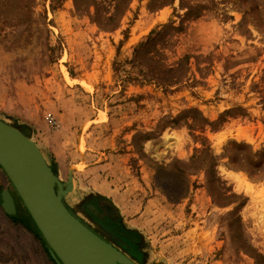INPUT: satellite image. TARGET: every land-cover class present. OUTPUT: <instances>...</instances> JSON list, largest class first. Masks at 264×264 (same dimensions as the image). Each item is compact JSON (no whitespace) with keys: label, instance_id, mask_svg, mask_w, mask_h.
<instances>
[{"label":"rangeland","instance_id":"374dc122","mask_svg":"<svg viewBox=\"0 0 264 264\" xmlns=\"http://www.w3.org/2000/svg\"><path fill=\"white\" fill-rule=\"evenodd\" d=\"M89 1L77 13L74 0H0V119L56 163L71 213L126 256L264 264V0H130L115 29L103 23L116 3ZM179 63L181 79L161 86ZM102 198L116 224L99 217ZM26 212L0 167V264H55L12 219ZM119 225L137 245L108 229Z\"/></svg>","mask_w":264,"mask_h":264},{"label":"water","instance_id":"95a60500","mask_svg":"<svg viewBox=\"0 0 264 264\" xmlns=\"http://www.w3.org/2000/svg\"><path fill=\"white\" fill-rule=\"evenodd\" d=\"M0 167L35 224L55 264H134L76 218L64 197L73 190L61 182L30 137L0 119ZM2 209L17 214L15 197L2 193Z\"/></svg>","mask_w":264,"mask_h":264},{"label":"trees","instance_id":"16d2710c","mask_svg":"<svg viewBox=\"0 0 264 264\" xmlns=\"http://www.w3.org/2000/svg\"><path fill=\"white\" fill-rule=\"evenodd\" d=\"M3 2L6 1H12L13 3H15L16 5H19L21 7V9H30L32 7V5L35 4V0H2ZM75 1V7H76V11L81 12L80 10V2H84V0H74ZM104 1V0H101ZM116 5L114 8V12L110 14V16L104 21V25L103 27L105 28H109V29H115L119 26V21L117 22V16L119 15L120 12V4L121 3H125L127 1L130 0H113ZM182 3L184 0H180ZM175 2V0H151V2L149 3V9L151 10H155V9H161L163 6H165L166 4H171L173 5ZM100 3L103 2H98L97 0H90L88 3V7L84 8V10H86L87 8L89 9L90 7H95L96 12L98 11V7L100 6ZM183 6V4L181 5ZM197 9V7H187V16H190V14L192 12H194ZM19 16H21L22 11H19ZM102 26V25H101ZM170 27H163V30L169 29ZM173 28V27H172ZM162 32L160 31H154L152 32V37L155 38H149L148 41L145 44H142L140 47L141 49H144L148 43H150L151 41H153L154 39H156V37L161 36ZM188 58L186 57L185 60H187ZM153 61V59H152ZM180 63L178 64V67L176 68H163V73L167 76L166 81H164V84H160L161 86H171L174 85L176 82H178L181 79V75L179 74V67H180ZM193 113H199L197 111H193ZM232 112H226L225 115L223 117H221L220 121L218 123H215L214 127H219V125H221L222 123H224L226 121V118L231 116ZM191 127V126H190ZM200 158H197V160ZM196 161V160H195ZM52 169L53 172L55 174H57L58 170H57V165L56 163L53 162L52 165ZM102 201L104 202L103 204H105L104 206H106L107 210L112 209L113 210V205L110 203L109 200L102 198ZM12 219L14 220L15 223H19L21 225H23L27 230H29L30 232H32L36 237H38L40 240L43 241L42 236L40 235L39 231L36 229L34 222L32 221L31 217L29 216V214L26 212V215L22 216V218H20L19 220L17 219V217H12Z\"/></svg>","mask_w":264,"mask_h":264},{"label":"flooded vegetation","instance_id":"af4514ba","mask_svg":"<svg viewBox=\"0 0 264 264\" xmlns=\"http://www.w3.org/2000/svg\"><path fill=\"white\" fill-rule=\"evenodd\" d=\"M98 206L100 207V209L102 210V213L99 215V217H101L102 219H107V220H110V221H112V222H114L115 224H116V221H117V218H115V216L114 215H109V214H107V208H105L103 205H102V203H98ZM96 208H98V207H96ZM94 212L96 213L97 211L96 210H94ZM106 228L108 227V226H105ZM108 229L109 230H111L113 233H114V235L118 238V239H120L121 241H123V242H129V243H132V244H134V245H137L138 244V241H136V238H135V236L132 234V233H129V232H126V231H124V229L122 228V227H120V225L119 226H117V229H118V231L116 230V231H114V229L113 228H110V227H108ZM129 259H131V261L134 263V264H141V262H140V258L138 257V256H136V255H133L132 257L131 256H127ZM134 257V258H133Z\"/></svg>","mask_w":264,"mask_h":264},{"label":"built area","instance_id":"2783aa9c","mask_svg":"<svg viewBox=\"0 0 264 264\" xmlns=\"http://www.w3.org/2000/svg\"><path fill=\"white\" fill-rule=\"evenodd\" d=\"M50 125L52 127V129H59V124L57 123V121H55V119H52L50 120Z\"/></svg>","mask_w":264,"mask_h":264},{"label":"bare ground","instance_id":"6f19581e","mask_svg":"<svg viewBox=\"0 0 264 264\" xmlns=\"http://www.w3.org/2000/svg\"><path fill=\"white\" fill-rule=\"evenodd\" d=\"M244 181L243 180H238V184L240 187L244 186ZM245 188H247L249 190V187L245 185Z\"/></svg>","mask_w":264,"mask_h":264}]
</instances>
